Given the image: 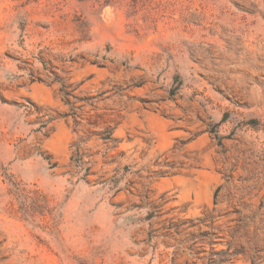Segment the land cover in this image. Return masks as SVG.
<instances>
[{"label":"rangeland","instance_id":"rangeland-1","mask_svg":"<svg viewBox=\"0 0 264 264\" xmlns=\"http://www.w3.org/2000/svg\"><path fill=\"white\" fill-rule=\"evenodd\" d=\"M0 264H264V0H0Z\"/></svg>","mask_w":264,"mask_h":264},{"label":"bare ground","instance_id":"bare-ground-1","mask_svg":"<svg viewBox=\"0 0 264 264\" xmlns=\"http://www.w3.org/2000/svg\"><path fill=\"white\" fill-rule=\"evenodd\" d=\"M145 118L148 130L158 138L162 145H166L174 136L179 134V131L176 130V128L180 125V122L165 120L151 112H146ZM137 140L139 143H142L141 137H138ZM201 157L202 166H206L208 164L207 156L201 155ZM207 173L208 172L201 169H191L187 172L182 171L173 178L164 180L163 184L169 187H176L180 190L181 194L185 195V197H189L192 189L198 187V184L195 183V179H200L204 183V181H207L208 179ZM182 201L183 197H178L177 200L173 202L180 204ZM173 202H170L169 204H172Z\"/></svg>","mask_w":264,"mask_h":264}]
</instances>
